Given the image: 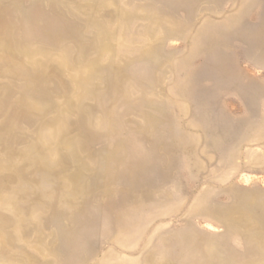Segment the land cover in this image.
Returning a JSON list of instances; mask_svg holds the SVG:
<instances>
[{
    "label": "rangeland",
    "instance_id": "1",
    "mask_svg": "<svg viewBox=\"0 0 264 264\" xmlns=\"http://www.w3.org/2000/svg\"><path fill=\"white\" fill-rule=\"evenodd\" d=\"M0 264H264V0H0Z\"/></svg>",
    "mask_w": 264,
    "mask_h": 264
}]
</instances>
